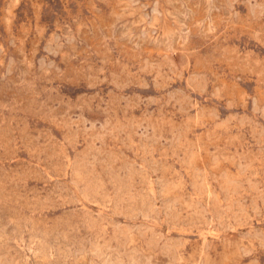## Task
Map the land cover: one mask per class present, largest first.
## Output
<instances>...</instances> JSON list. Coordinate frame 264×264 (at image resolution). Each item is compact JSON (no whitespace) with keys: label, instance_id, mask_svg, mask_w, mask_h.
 I'll list each match as a JSON object with an SVG mask.
<instances>
[{"label":"rangeland","instance_id":"rangeland-1","mask_svg":"<svg viewBox=\"0 0 264 264\" xmlns=\"http://www.w3.org/2000/svg\"><path fill=\"white\" fill-rule=\"evenodd\" d=\"M0 264H264V0H0Z\"/></svg>","mask_w":264,"mask_h":264}]
</instances>
